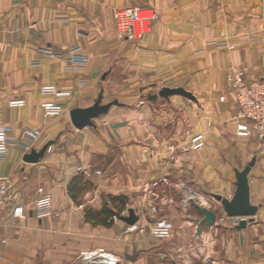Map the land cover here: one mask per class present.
I'll return each instance as SVG.
<instances>
[{"label": "crops", "instance_id": "crops-1", "mask_svg": "<svg viewBox=\"0 0 264 264\" xmlns=\"http://www.w3.org/2000/svg\"><path fill=\"white\" fill-rule=\"evenodd\" d=\"M129 6L156 15L138 42L115 31L113 12ZM0 45V128L11 138L0 162L8 189L0 264H264V154L255 139L236 137L227 80L233 70H244L247 83L264 79V0H0ZM77 48L87 63L67 70ZM47 85L69 95L42 96ZM175 87L195 100L159 95ZM16 99L25 105L9 107ZM45 100L62 115L46 118ZM96 101L111 105L108 112L75 129L70 112ZM25 130L38 140L24 139ZM197 134L205 137L201 151L190 147ZM49 143L37 163L25 160ZM253 159L249 200L258 210L237 230L218 221L213 196L231 199L235 171ZM39 188L57 217L35 216ZM183 188L216 213L212 227L198 232L195 202L180 208ZM18 206L22 218L12 216ZM130 209L138 225L163 218L177 229L165 242L124 233L125 223L110 222Z\"/></svg>", "mask_w": 264, "mask_h": 264}, {"label": "built area", "instance_id": "built-area-1", "mask_svg": "<svg viewBox=\"0 0 264 264\" xmlns=\"http://www.w3.org/2000/svg\"><path fill=\"white\" fill-rule=\"evenodd\" d=\"M155 13L151 10L144 9L138 6H129L121 10L113 12V19L115 21V27L117 36L119 39L124 40H140L145 34L150 31L151 23L155 20ZM1 46V45H0ZM79 48L70 50L68 52V64L66 69L76 70L83 69L87 63L84 56L80 54ZM43 53L49 58H61V56L55 55L50 50H43ZM245 71L235 70L231 71L227 75L228 84L231 87L235 95V103L237 106V112L235 119L237 120L236 134L240 138H253L259 143H264V79L247 83L244 80ZM42 96L51 98H60L68 96L69 93L60 91L56 86H43L40 89ZM223 101L224 99L221 98ZM9 107H23L25 101L21 99L12 100L9 102ZM40 107L46 118H58L63 113L61 105L53 100H46L40 104ZM22 137L31 142L38 140L39 132L35 130H25ZM8 128H0V162L4 161L9 152V146L11 144ZM192 149L200 151L205 146L204 137L202 135H195L192 138ZM25 151L30 150L29 147H24ZM261 152L264 154V146L261 148ZM186 191H188L186 189ZM188 196V195H187ZM186 192L183 195L184 202L182 206L187 207ZM8 197V189L6 181L0 177V211L3 207L5 200ZM189 199V198H187ZM33 209L37 218H53L58 214L54 211L52 197L49 193H46L42 188L37 190V198L34 201ZM14 218L23 217V209L21 207H15L12 211ZM119 216L112 217L111 222H119ZM220 223L229 221L231 227H236L240 221V218L228 217L220 210V217L218 219ZM172 224L167 220H158L151 223L149 229L150 238L154 241L165 240L170 237V231ZM142 233L143 229H139L138 224L126 226L125 233ZM108 264H114L108 262Z\"/></svg>", "mask_w": 264, "mask_h": 264}, {"label": "water", "instance_id": "water-1", "mask_svg": "<svg viewBox=\"0 0 264 264\" xmlns=\"http://www.w3.org/2000/svg\"><path fill=\"white\" fill-rule=\"evenodd\" d=\"M162 97L168 96H180L188 100L194 101L193 95L182 88H164L159 93ZM155 99L156 96L150 97ZM111 105H100V101H96L92 107L86 109H74L70 112V122L75 129H81L84 127L92 126V120L98 118L101 115H105ZM51 143L45 145L38 153H31L26 157V161L29 163H37L39 159L44 156V153ZM254 159L242 170L235 171V191L231 199H225L221 196H213V199L219 204V208L228 217L240 218L238 225L235 227L237 230L245 228L247 223L252 221V218L256 215L258 208L252 206L249 200V188H248V174L254 165ZM199 211L202 213L203 218L195 219V223L199 226L198 232L202 228L212 227L215 223L216 213L207 209L201 205L196 204ZM120 220L126 225H134L137 221V217L133 210L128 211V216L121 217Z\"/></svg>", "mask_w": 264, "mask_h": 264}, {"label": "rangeland", "instance_id": "rangeland-1", "mask_svg": "<svg viewBox=\"0 0 264 264\" xmlns=\"http://www.w3.org/2000/svg\"><path fill=\"white\" fill-rule=\"evenodd\" d=\"M156 16V15H155ZM112 17H113V15H112ZM155 20H156V18H155ZM155 20L153 21V22H155ZM113 21H114V19H113ZM153 22L151 23V27H152V24H153ZM114 27H115V21H114ZM150 30H151V28H150ZM115 31H116V27H115ZM150 32V31H149ZM148 32V33H149ZM147 33V34H148ZM116 34H117V32H116ZM147 34H145V35H147ZM144 35V36H145ZM144 36H143V38H144ZM117 38H118V36H117ZM142 38V39H143ZM119 39V38H118ZM142 39H140V40H132V41H130V40H127V41H130V42H138V41H141ZM120 40H124V39H120ZM67 70H69V69H67ZM76 70H80V69H76ZM70 71H75V70H70ZM233 71H235V70H233ZM240 71H244V70H240ZM244 80H245V74H244ZM229 87H230V85H229ZM58 88V87H57ZM176 88V87H175ZM59 89V88H58ZM230 89H231V87H230ZM60 90V89H59ZM60 91H62V90H60ZM232 91V90H231ZM232 93H233V91H232ZM233 95H234V93H233ZM221 98H223V97H220V101H222L221 100ZM224 99V98H223ZM234 99H235V95H234ZM46 101V100H45ZM224 101V100H223ZM235 107H236V112H237V106H236V103H235ZM235 115H236V113H235ZM235 115H234V117H233V122L235 123V135H236V137H238L237 136V134H236V130H237V120L235 119ZM199 135H202V134H199ZM203 137H204V135H202ZM194 137V136H193ZM193 137H191V139H190V147H191V149H192V144H194L193 142H192V138ZM238 138H240V137H238ZM204 141H205V137H204ZM258 142V141H257ZM205 143V146H206V142H204ZM259 143V142H258ZM260 145H261V148H262V143H259ZM205 146H204V148H205ZM203 148V149H204ZM202 149V150H203ZM193 151H197V150H194V149H192ZM201 151V150H200ZM97 175H98V173H97ZM91 191V189L90 190H88V191H85L84 193H83V196H81L80 198H81V200L85 197V195L87 194V192H90ZM81 192L82 191H79L78 193L79 194H81ZM185 192H186V196L187 195H190L191 196V198H189V199H187L186 198V200H187V202H186V204L190 207L191 205H192V203L193 202H195L196 204H198V205H201L199 202H201V197H199L198 195H195L194 193H192V192H190V191H186V189H184L183 188V190H182V194H181V198H180V201H181V204L184 202V197H183V195L185 194ZM194 196V197H193ZM112 198H115L116 199V197L115 196H110V199H112ZM151 206H152V208H151V210L154 212V211H156V210H158V204L157 203H154L153 202V204H151ZM182 206V205H181ZM202 206V205H201ZM210 205H207V207H209ZM203 207H205V208H207L206 207V205L205 206H203ZM116 208V207H115ZM181 209H183L184 207H180ZM118 210H117V214L118 215H122V211H121V209L120 208H117ZM207 209H210V208H207ZM211 210V209H210ZM116 214V215H117ZM120 220V219H119ZM158 220H167V219H163V218H161V219H153V221H151V223H154L155 221H158ZM167 221H169V220H167ZM170 223H171V221H169ZM111 224H117V223H113V222H110ZM122 223V222H121ZM151 223L149 224V225H146L145 227L144 226H141V225H139V229H143V232L142 233H145V234H147V233H149V229H150V225H151ZM136 224V223H135ZM172 224V229H171V231H170V233H175V231H176V227L175 226H173V223H171ZM182 224V223H181ZM127 226H129V225H127ZM126 228V227H125ZM124 228V229H125ZM124 233H125V231H124ZM135 233H139L138 231L137 232H135ZM141 234V233H140ZM168 239L169 238H167V239H165V240H161V241H163V242H165V241H168Z\"/></svg>", "mask_w": 264, "mask_h": 264}, {"label": "bare ground", "instance_id": "bare-ground-1", "mask_svg": "<svg viewBox=\"0 0 264 264\" xmlns=\"http://www.w3.org/2000/svg\"><path fill=\"white\" fill-rule=\"evenodd\" d=\"M193 197H194V196H193ZM187 198H191V196H190V195H188V196H187ZM99 260H103V259H99Z\"/></svg>", "mask_w": 264, "mask_h": 264}]
</instances>
